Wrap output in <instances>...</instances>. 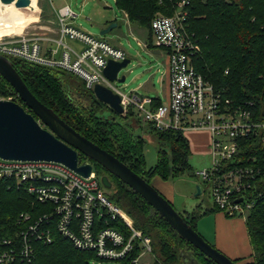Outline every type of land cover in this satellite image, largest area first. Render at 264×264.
I'll return each instance as SVG.
<instances>
[{"label": "built area", "instance_id": "built-area-1", "mask_svg": "<svg viewBox=\"0 0 264 264\" xmlns=\"http://www.w3.org/2000/svg\"><path fill=\"white\" fill-rule=\"evenodd\" d=\"M34 1L37 6L39 0ZM48 2L57 37H2L0 55L62 69L81 79L91 91L95 85L107 87L120 96L124 113L133 109L138 119L157 131H207L211 164L194 170V177L207 187L212 205L224 215L244 218L253 206L248 193L260 170L239 165L236 158L243 141L256 138L264 145V116L255 117L253 103L232 104L194 70L192 57L199 48L184 27L187 12L183 7L188 2L181 1L173 16L158 14L150 23L154 46L167 50L168 60L169 97L166 104L158 106L149 99L121 93L103 75L108 61L126 59L122 49L74 28L70 21L77 16L70 7L57 10L52 0ZM66 37L80 44L81 50L67 46L63 42ZM0 182L8 189L22 191L37 206L18 213L12 232H0V264H36L34 244H51L53 232L76 250L91 252L99 260L141 264L140 259L147 254L151 258L142 264H160L152 254L150 239L108 199L94 170L82 178L54 162L0 159Z\"/></svg>", "mask_w": 264, "mask_h": 264}, {"label": "trees", "instance_id": "trees-1", "mask_svg": "<svg viewBox=\"0 0 264 264\" xmlns=\"http://www.w3.org/2000/svg\"><path fill=\"white\" fill-rule=\"evenodd\" d=\"M181 1L188 2L183 7L187 12L184 27L199 48L192 57L194 70L232 104L253 103L255 117L264 116V0H115V4L129 21L146 28L151 35V20L158 14L173 16ZM8 60L29 92L42 105L149 184L154 178L165 182L184 175L195 178L189 164L190 146L181 132H160L149 124L141 128V120L135 119L137 116L131 108L123 115H117L98 101L81 79L62 69L16 58ZM7 98L30 112L12 87L0 77V99ZM105 111L111 115L105 116ZM144 131L154 135L159 144L156 164L148 170L143 155L141 133ZM79 160L88 161L81 154ZM89 162L98 177L108 176L112 183L107 192L108 199L122 208L132 218L135 227L150 239L156 262L215 264L181 238L128 186L98 164ZM236 163L260 170L248 193L249 197L252 196L253 206L245 214L244 221L251 254L243 259V264H264V145L256 138L241 142ZM32 207L37 206L32 205L22 191L8 189L5 183L0 182L1 233L12 232L18 213L30 211ZM212 212L222 213L214 205L206 209L198 205L194 210L183 211L179 215L196 231V222ZM34 256L36 264H90L91 260L111 262L99 260L91 252L76 250L56 232H53L51 244H34Z\"/></svg>", "mask_w": 264, "mask_h": 264}, {"label": "water", "instance_id": "water-1", "mask_svg": "<svg viewBox=\"0 0 264 264\" xmlns=\"http://www.w3.org/2000/svg\"><path fill=\"white\" fill-rule=\"evenodd\" d=\"M2 5H13L16 9L30 7V0H0ZM102 30L97 37L106 35L112 27ZM129 64L128 59L108 61L102 70L105 78L114 84H123L124 77H118ZM0 77L14 90L27 112L13 101L0 99V159L7 161H45L61 164L82 178H88L93 170L92 161L107 173L116 177L140 196L161 216L169 226L186 242L215 264H235L224 254L207 243L190 225L185 223L171 203L151 184L131 171L118 159L92 142L80 136L65 124L54 112L42 105L27 89L24 82L10 64L8 58L0 55ZM93 95L117 115H123L120 96L107 87L95 85ZM88 161L80 162L79 155ZM101 185L112 188L107 175L100 177ZM200 195L197 187L196 196Z\"/></svg>", "mask_w": 264, "mask_h": 264}, {"label": "rangeland", "instance_id": "rangeland-1", "mask_svg": "<svg viewBox=\"0 0 264 264\" xmlns=\"http://www.w3.org/2000/svg\"><path fill=\"white\" fill-rule=\"evenodd\" d=\"M30 4L35 5V2H32ZM52 4L57 10L63 6L70 7L72 12L77 16L75 19L70 21L71 25L79 31L90 34L92 36H98L102 31L99 26L106 25L105 29H107L110 24H117L118 27L104 37L106 39H113L115 41L120 40L122 42V48L120 49H122L128 56L129 64L123 71L120 72L118 76L119 78L124 77L125 81L123 84H115L123 94L128 95L131 92H136L135 86L142 80H152L153 85H155V87L159 89V60L156 59L151 51L137 45L136 40H138L142 44H145V38L144 36H140L139 34H136L131 30V25L126 19H124V13L118 10V8L116 7L115 0H52ZM37 7L39 9V12L37 14V22L30 23L29 25L24 26L22 28V31H20L19 33L8 34H32L41 38H55L57 36L58 28L50 3L48 2V0H39ZM6 11L7 10L4 7L1 8L2 13H6ZM21 12H23V15L25 16L26 14H29L26 10H23ZM141 28L145 31H148L146 28ZM134 38H136V40ZM63 42L66 45L72 47H79V44L77 42L72 41L67 37L64 38ZM152 45H154V40H152ZM53 47L55 48L56 46L53 45ZM137 92L143 95L145 93V90H138ZM162 103L166 104V100L164 97H162ZM104 115L109 116L111 115V113L109 111H105ZM141 134L144 139L143 155L145 160V167L146 170H148L156 164V150L159 144L156 137L151 133L144 131ZM189 164L193 170L207 169L211 164V156L209 154L200 156L196 153H193L189 158ZM156 179L161 183H165V181L163 182L159 178ZM152 180H150V184ZM151 186L153 187L152 184ZM166 186L169 191V195L172 196V201H169L168 199L167 200L171 203L174 210L178 213H181L183 211L190 212L194 210L198 205L201 206V209H206L212 206L211 199L206 188L200 181L195 178L184 175L183 177H180L176 180L167 181ZM200 186L202 187V191H204V193L202 192L200 195L196 196L197 187ZM106 191L108 192V190ZM164 198L166 197L164 196ZM213 226L214 221L208 218H200L196 222L197 233L207 243L208 241L211 242L210 234L206 233L205 236H207V239H205L200 234V232H202L203 230H211L212 232ZM149 258H151V255H144L140 259L141 264L145 263V261L149 260ZM89 263L113 264L112 262L96 260H91Z\"/></svg>", "mask_w": 264, "mask_h": 264}, {"label": "crops", "instance_id": "crops-1", "mask_svg": "<svg viewBox=\"0 0 264 264\" xmlns=\"http://www.w3.org/2000/svg\"><path fill=\"white\" fill-rule=\"evenodd\" d=\"M123 15H124V19H126L128 23L131 25V30L136 34H139L140 36H144L145 38V44H142L141 42L136 40V38H134L137 42V45L139 47L146 48L147 50L151 51L152 54L156 57V59L159 60L158 65H160V69H158V72L160 74L159 89H157L155 85H153L152 80L151 81L142 80L135 86L136 92H131L128 95H137L141 98L149 99L151 100L152 105H155L156 103H162V97H164L167 103L168 97H169V85H168L169 84V71H168L167 50L163 48H157L154 45H152L153 39L150 33L148 31L143 30L136 23L129 21L125 13ZM18 19H20V15L16 17L15 23L17 22ZM110 25H113V24H110ZM114 25L115 26L112 27L106 35H108L110 32H112L115 28L118 27L117 24H114ZM99 27L100 29L105 30L106 25L99 26ZM104 36L100 38H103L104 40L108 41L114 47L122 48V42L120 40L115 41L113 39H106ZM69 47L76 49V50H81L82 48L80 44H79V47H72V46H69ZM126 58L128 59L127 54H126ZM114 86L119 90V88L115 84ZM138 90H145V93L141 95L137 92ZM135 119H138V118H135ZM145 125L146 124L142 121L139 123V126L141 128L142 126L144 127ZM185 133L186 134L183 133V136L187 139L189 143L191 154L196 153L197 155H200V156L208 154L209 152V133L207 131H187ZM166 183L167 182L161 183L157 181L156 178H154L151 182L153 187L159 193H162L161 195H164L166 197L165 198L166 200L168 199L169 201H172V196L169 195V191L167 189ZM203 186L207 190V187L205 185ZM199 188H200V194L202 192L204 193V191H202V187L200 186ZM201 218H206V219L208 218L214 221L212 232L211 230L209 231L203 230L202 232H200V234L205 239H207L206 238L207 236H205L206 233L210 234L212 243L207 240L208 243L212 244L219 252L224 254L230 260H236L238 261L237 263H244L243 259H246L251 254V247L249 244V238H248L247 230L245 227L244 218L230 219V218H226L224 214L219 213V212H212L207 215H204Z\"/></svg>", "mask_w": 264, "mask_h": 264}, {"label": "bare ground", "instance_id": "bare-ground-1", "mask_svg": "<svg viewBox=\"0 0 264 264\" xmlns=\"http://www.w3.org/2000/svg\"><path fill=\"white\" fill-rule=\"evenodd\" d=\"M35 2L30 0V3ZM5 8L6 13L1 12V8ZM23 10H26L29 14L23 15ZM39 9L36 5L30 4L29 8L26 9H16L12 4L11 5H2L0 4V39L2 37L18 36V35H9L8 33H19L22 31L24 26L29 25L30 23H35L38 20ZM20 15V19L16 21V17Z\"/></svg>", "mask_w": 264, "mask_h": 264}]
</instances>
